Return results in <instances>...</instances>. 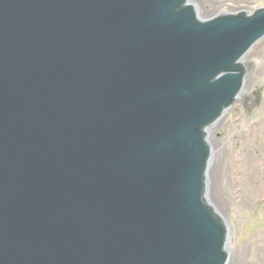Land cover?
<instances>
[{"label": "water", "instance_id": "obj_1", "mask_svg": "<svg viewBox=\"0 0 264 264\" xmlns=\"http://www.w3.org/2000/svg\"><path fill=\"white\" fill-rule=\"evenodd\" d=\"M263 33L264 8L0 0V264H223L204 130Z\"/></svg>", "mask_w": 264, "mask_h": 264}, {"label": "rangeland", "instance_id": "obj_2", "mask_svg": "<svg viewBox=\"0 0 264 264\" xmlns=\"http://www.w3.org/2000/svg\"><path fill=\"white\" fill-rule=\"evenodd\" d=\"M202 17L264 0H193ZM247 74L237 101L209 130L208 199L229 225L230 260L264 264V36L243 56ZM216 195H215V194Z\"/></svg>", "mask_w": 264, "mask_h": 264}, {"label": "bare ground", "instance_id": "obj_3", "mask_svg": "<svg viewBox=\"0 0 264 264\" xmlns=\"http://www.w3.org/2000/svg\"><path fill=\"white\" fill-rule=\"evenodd\" d=\"M214 125V124H213ZM212 129V128H211ZM262 137H263V140H264V121H263V126H262ZM209 134V133H208ZM209 136V135H208ZM207 136V140L209 139V137ZM208 173H209V169H208V172H207V175H208ZM215 194V193H214ZM216 195V194H215ZM227 264H239V262H238V260H236V261H232V259L230 260V258H229V260H228V262H227Z\"/></svg>", "mask_w": 264, "mask_h": 264}]
</instances>
